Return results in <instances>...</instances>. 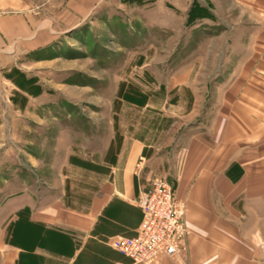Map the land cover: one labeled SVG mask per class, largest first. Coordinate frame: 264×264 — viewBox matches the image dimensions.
Instances as JSON below:
<instances>
[{"label":"rangeland","instance_id":"obj_1","mask_svg":"<svg viewBox=\"0 0 264 264\" xmlns=\"http://www.w3.org/2000/svg\"><path fill=\"white\" fill-rule=\"evenodd\" d=\"M68 2L0 0V21L34 16L23 43L34 33L54 40L20 52L14 37L0 49V223L28 195L50 198L49 189L86 207L124 140L150 147L134 165L141 179L149 162L150 179L164 177L181 132L217 117L220 98L229 102L236 23H256L236 15L235 0H104L83 19ZM193 6L208 18L188 24Z\"/></svg>","mask_w":264,"mask_h":264},{"label":"crops","instance_id":"obj_2","mask_svg":"<svg viewBox=\"0 0 264 264\" xmlns=\"http://www.w3.org/2000/svg\"><path fill=\"white\" fill-rule=\"evenodd\" d=\"M68 1V9L83 19L104 0ZM235 2L240 6L236 15L256 22L254 29L236 23L234 48L241 51L235 53L231 76L235 91H222L229 102L220 98L212 109L217 117L209 123L197 119L181 132L169 155L168 172L152 177L177 180L176 194L185 204L190 231L186 252L158 264H264V0ZM30 17L1 19L0 49L14 37L20 52L54 41L48 38L45 44L34 33L23 43L26 37L19 33L27 35L31 27L34 31L36 20ZM255 32L263 33L260 39L254 38ZM148 148L143 139L124 140L109 182L84 208L67 206L54 189L48 190L50 198L28 195L17 205V211H29L27 221L18 222L13 211L0 223L6 222L5 230L0 226V264H130L109 243L133 237L140 225L137 201L152 169L149 162L141 179L134 165Z\"/></svg>","mask_w":264,"mask_h":264},{"label":"built area","instance_id":"obj_3","mask_svg":"<svg viewBox=\"0 0 264 264\" xmlns=\"http://www.w3.org/2000/svg\"><path fill=\"white\" fill-rule=\"evenodd\" d=\"M178 184L155 178L140 191L137 201L142 219L133 237H116L111 249L130 264H158L162 259L176 260L186 252L190 233L185 220V204L177 197Z\"/></svg>","mask_w":264,"mask_h":264},{"label":"trees","instance_id":"obj_4","mask_svg":"<svg viewBox=\"0 0 264 264\" xmlns=\"http://www.w3.org/2000/svg\"><path fill=\"white\" fill-rule=\"evenodd\" d=\"M200 9V7H198V6H193L192 7V9L190 10L191 12H190V14H189V16H190V18L192 17V19L189 21V19H188V21H187V23L188 24H193V22L195 21V19H200L202 16H195V12L197 11V10H199ZM191 13H192V15H191ZM194 14V15H193ZM202 18H208L207 17V15L206 16H204V17H202ZM127 97V96H126ZM125 97V98H126ZM123 98H124V96H123ZM134 98V97H133ZM133 101V100H132ZM135 104H138V105H140V106H142V104H143V102H137V103H135ZM28 215H29V211L27 210V209H23V210H21V211H19L17 214H16V217H17V221L18 222H21V221H27L26 219H27V217H28ZM142 215V214H141ZM142 219V218H141ZM141 223V222H140ZM12 231V226L10 225L9 227H8V230H7V232H8V236H9V234L10 233H12L11 232ZM11 238H12V236H11ZM10 238V239H11ZM11 241V240H10Z\"/></svg>","mask_w":264,"mask_h":264}]
</instances>
